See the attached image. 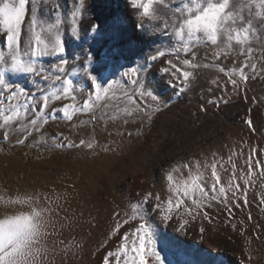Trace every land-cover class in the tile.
<instances>
[{
  "label": "snow or ice",
  "instance_id": "1",
  "mask_svg": "<svg viewBox=\"0 0 264 264\" xmlns=\"http://www.w3.org/2000/svg\"><path fill=\"white\" fill-rule=\"evenodd\" d=\"M131 3L140 10L141 20L146 19L152 25L153 31L170 32L179 45H173L170 51L157 49L147 60L173 57L162 61L167 66L159 70L169 76L170 83L178 80L182 85L181 92L190 88L202 69L216 70L225 77L223 88L219 76L209 83L224 91L225 96L209 99L207 103L219 107L231 99L227 95L229 84L233 94L244 92L248 99L249 82L264 80V0H181L175 7L172 6L175 0H131ZM30 4L32 0L0 2V33L3 34L0 36V130L5 141L15 135L16 143L24 144L33 133H43L45 126L57 119L55 113H61L69 122L80 115L90 117L91 123L106 117L115 120L117 117L109 116L107 110L115 106L114 101L122 100L135 105L132 110L124 109L126 115L142 112L151 122L167 107L151 90L147 78L141 75L147 72V63L128 68L123 73L128 79L117 81L105 73L107 53L98 63L92 50L83 58L68 59L73 53L67 51L70 41L64 38V33L76 40L83 39L80 18L85 0H74V8L67 15L60 12L57 0H35L29 15ZM45 8L48 12L42 14ZM100 27L93 24L91 31L99 35ZM141 27L145 25L141 23ZM77 60L83 66L88 89L82 103L78 96L84 88L74 79L80 75L75 66ZM228 61L231 65L226 63ZM24 80L30 81L35 92L23 85ZM214 88L208 91L212 92ZM146 98L156 102V107L138 102V99L142 102ZM57 102H61L59 108ZM245 123L250 131L256 130L247 114ZM65 141L58 142L57 146L94 148V142L84 139L79 145L66 138ZM262 152L264 149L259 146H251L245 156L244 145H241L239 150H231L226 159L212 153L211 159L174 166L166 174V199L158 193L148 192L140 201L130 203V211L124 213L126 218L121 219L119 212L114 213L117 217L112 229L114 233H119L121 227L130 222L138 221V224L123 233L118 248L105 256L103 264H165L166 259L167 264H175L162 256V252L171 255L172 249L178 246L172 240L161 238L151 212H156L163 222L179 217L182 221L180 231L185 229L189 219L197 216L210 219L209 209L214 202L223 205L232 217L234 208L249 206V186L254 184L252 177L257 173L264 177ZM241 157L244 158L238 168L237 160ZM226 164L230 165V171ZM181 168L187 170V177L183 176ZM174 173H181V176L176 178ZM223 174H228L226 183H222ZM66 199V192L0 196V204L13 209L10 214L0 217V264H56L57 258H67L72 248L60 237L61 230L70 225L60 222L59 216L64 210L60 201ZM150 202H154L151 209L148 207ZM258 206L264 207V195L260 196ZM247 218L252 219L251 213ZM112 257H115L114 261L110 259ZM252 259L249 252L247 260Z\"/></svg>",
  "mask_w": 264,
  "mask_h": 264
},
{
  "label": "rangeland",
  "instance_id": "2",
  "mask_svg": "<svg viewBox=\"0 0 264 264\" xmlns=\"http://www.w3.org/2000/svg\"><path fill=\"white\" fill-rule=\"evenodd\" d=\"M116 1L122 2V0ZM32 2L35 5V0ZM127 9L128 7L125 10L129 14ZM45 10L48 9L45 8ZM87 17L89 18L91 15ZM129 21L133 23V18L130 16ZM135 28V26L127 28V37L134 39ZM2 35L0 33V36ZM71 40L77 41L76 39ZM78 45L83 47L84 43L81 42ZM254 46L260 47V45ZM82 47L75 46L76 50H82L83 54L79 53L76 56L68 57V59L72 61L75 57L83 58L87 52L85 51L86 47L85 50ZM68 49L73 50L69 45ZM166 58L173 59L171 56H166ZM75 66L78 72H81L74 79L84 88V92L78 96V100L82 103L88 92L87 84L84 83L86 78L82 77L83 66L80 65L79 60L76 61ZM165 66L167 65L165 64ZM130 67H136V65ZM107 68L106 63L105 70ZM110 68L112 67L110 66ZM217 76L220 77V81L225 78L222 73L211 70L207 81L204 80L205 89L200 87L196 90L192 89L195 85L194 81L189 88L190 90L184 92L180 91L182 85L178 80H174L173 83L169 82L170 78L163 80L166 85L170 86L171 84L175 89L174 92H161L158 95L160 100L167 105L161 113H165L169 119L174 120L176 116L169 109L174 103L178 105V102L182 101L177 109H183V114L190 120V123H196L197 115L203 113L219 118V125L222 127L218 133L213 132L211 127L207 129L204 126L205 128L202 130L206 134L211 133L206 137L208 138L206 144H202L203 146L200 147L194 145L195 149L191 148L190 151L186 149L169 155L155 169V175H153L155 182H151L150 177H145V172L141 171L140 166L132 165L130 158L137 151L141 152L144 145H147L148 149L154 147V143L157 142L155 138L157 136L154 134H160V131L156 129L155 120L159 118L158 114L161 113L154 116L151 122L144 118L142 112H133L131 116H128L124 109L132 110L135 105L121 100L114 101L115 106L107 110L109 116L117 117L115 120L106 117L104 120L91 123L89 122L90 117L80 115L69 122L63 119L61 113H55L57 119L51 120L45 126L43 133H33L24 144L16 143L15 135L10 136L9 140L5 141L2 138V130H0V196L9 197L17 193L52 194L53 192H66L67 199L60 201L64 205V210L59 212V216L60 222L70 226L61 230L60 239L69 244L72 252L67 258H57L56 264H103L105 256L109 252H115L118 248L123 233L130 231L138 224V221L130 222L123 225L119 233H114L112 229L117 221L114 213L119 212L121 219L126 218L124 213L130 211V203L140 201L148 192L158 193L162 199L167 198V173L165 174L163 170L167 163L172 164L173 168L204 157L211 159L212 153H217L226 159L231 154V150H239L241 145H244L245 156L251 146H259L260 149H264V80L257 79L256 82H249L246 93L248 99L245 98L244 92L233 94L230 91L227 93L228 96H231L229 104H220L221 106L215 107L207 103L211 97L206 87L208 82ZM142 77H145L143 73ZM109 78L117 81L128 79L124 76H109ZM146 78L149 84L152 79ZM22 83L26 88L35 92L30 81L24 80ZM211 86L213 87V85ZM131 87L129 84L128 88ZM151 90L154 91L153 88ZM218 91L219 89L215 88L212 91L215 99L225 95ZM155 94L157 93L155 92ZM252 97L256 99L253 100ZM67 102L64 101V103ZM138 102L151 105L152 108L156 107V102L151 101L150 98H146L142 102L138 99ZM60 106L61 102H57L56 107L59 108ZM117 106L119 111H117ZM202 106L204 110H202ZM145 111L148 109L146 108ZM246 114L254 123L256 129L254 132L250 131L245 123ZM81 121H85V123L81 124ZM198 126L199 124L196 126L197 129ZM65 138L77 145L81 139L92 141L94 148L58 147L57 143H65ZM150 138L155 141L153 142ZM44 146L49 147V149L43 150ZM149 156V163L151 164L155 159H153L151 152H149ZM243 158L237 160L238 168ZM261 158L264 159V152L261 153ZM226 167H229L230 171V165L226 164ZM181 173L187 177V170L181 168ZM181 173H174V177L179 178ZM227 175H222V183H226ZM252 180L254 184L249 186L248 191L249 206L242 205L239 209L234 208L232 217L228 215L223 205H216L214 202L213 207L209 209L210 219H204L200 216L189 219L185 229L180 231L179 223L182 221L179 217L163 222L156 212H151L152 220L158 226L161 238L172 240L178 246L172 249L173 254L169 255L162 252V256H167L175 264H210L212 257L216 255L211 253L210 247L215 245L229 257L235 259L236 255L243 251L245 235L252 224L251 230L248 231L252 232L253 239H257L256 250L259 252L255 257L258 256L259 263L264 264V207L258 206L260 196L264 195V187H262L264 177H260L257 173L252 177ZM53 199H55L54 196ZM153 203H149V209L152 208ZM186 203L188 202L186 201ZM12 211L13 209L0 204V217L6 213L10 214ZM249 213L252 216L251 220L247 218ZM201 228L204 229L203 232H201ZM72 241L75 243H70ZM77 244L79 247H76ZM110 259L114 261L115 257ZM165 264H167V259Z\"/></svg>",
  "mask_w": 264,
  "mask_h": 264
},
{
  "label": "bare ground",
  "instance_id": "3",
  "mask_svg": "<svg viewBox=\"0 0 264 264\" xmlns=\"http://www.w3.org/2000/svg\"><path fill=\"white\" fill-rule=\"evenodd\" d=\"M0 2H2V0H0ZM57 2L60 5V12L63 13L64 15L70 13V11L74 8V0H69L68 2L67 0H57ZM180 2L181 0H175V3L172 6L175 7ZM33 5H34L33 2L32 5L31 4L28 5L29 15H30V9L35 6ZM154 6L158 7V5H154ZM126 7H128L127 10H129L130 15L127 14L125 10ZM139 11L140 10L132 6L131 0H122V2H118L116 0H113L112 2L110 0H86L84 12L82 17L80 18L81 36L83 37V39L77 41L73 40L74 43H72L71 39H75V38L71 37L69 33L65 32L64 38L70 41L68 45L70 48H73V50L68 49L67 51L73 53V55L71 56H76L79 53L83 54L82 50L79 51L76 50L75 48L76 45L81 44L82 42V44L84 43L83 50H85L86 47L85 50L86 52L89 50L94 51L97 63L99 62L101 56L107 53L108 55L105 63H107L108 68L104 70L105 73L110 77L112 76L122 77L124 71L127 70L131 65L132 66L136 65L137 67L138 65L147 63L148 70L147 72H142V73L145 75V77L152 79V81L150 80L149 85L151 86V88L154 89L157 95H160L161 92L164 93L170 91L174 92L175 88L172 87L171 84L169 86L163 82V80L168 79L169 76L162 73L159 70L162 67H166L165 64L162 63V61L167 60V58L162 57L161 60L159 61H150L147 60V57L153 54L157 49H164L170 51L173 45H175L176 47H179V45L175 43V38L171 36L170 32L153 31L152 25L149 24V22L146 19L143 21L141 20ZM47 12L48 10L42 9V14ZM88 15H91V17L88 18L87 17ZM129 16L133 18V23L129 21ZM25 23L26 24L28 23L27 17ZM141 23L145 25L144 28L141 27ZM93 24L101 26L99 35L91 31L90 28ZM129 26L136 27L134 29L136 30L134 39L129 38V36L127 37ZM64 27L66 28L68 27V25H65ZM88 28L89 30H87ZM48 59L51 60L52 58H48ZM217 63L220 62L217 61ZM226 63L228 65H231V61H228ZM110 66L113 69L110 68ZM210 74H211V70L202 69L200 71V75L198 79L195 80L194 83L195 85L192 89L196 90L198 89V87L205 89L206 86L205 81H207L206 79L209 78ZM82 77L86 78L83 75ZM224 79L221 80V89L223 88ZM208 84L206 90L214 87V86L212 87L209 82ZM221 89H219L218 92L219 93L222 92L223 94H225V92L222 91ZM230 91H231V85L229 84L227 93H230ZM209 94L211 99H215V96L212 95L213 94L212 92H209ZM181 103L182 101L178 102V105L177 103H174L169 109L170 112L172 114H175L176 116L174 120L169 119V117L165 113L158 114L159 118L155 120V124L157 125L156 129L160 131V134L159 135L156 133L154 134V136L155 135L157 136L155 137L157 142L154 143L153 145L154 147L152 149L149 148L150 149L149 150L147 148L148 146L146 145L147 146L146 147L144 145V147H142L143 150L141 152L137 151V153L132 155L133 157L130 158L131 159L130 163L134 166L135 165H138V167L140 166L141 171L145 172L144 173L145 177L147 178L150 177L149 180L151 182L154 181L153 175H155L154 174L155 169L161 164L162 161H165V159H167L169 155H174L186 149L187 151H190L191 148H194V145L196 146L199 145L200 147L202 144L203 145L206 144L207 142L206 140L208 139L206 137H208V134L210 135L211 133L206 134V132L202 130L203 128L206 127L208 129V127H211V130L213 132L220 133L219 130L221 129L220 127L222 126L219 125V121H218L219 118L217 119L213 115H204L203 113H201L197 115V117L195 118L196 123L199 124L198 126L199 128L197 129L196 128L197 124L190 123V120H188L187 117H185V115L183 114L184 113L183 109L182 110L177 109ZM219 117L221 118V115ZM200 138L202 140H199ZM150 140H153V142L155 141L153 138L152 139L150 138ZM222 141L224 142V140ZM147 144L149 143L147 142ZM219 144L221 146V143ZM149 152H151V154L154 157L153 159H155V161L151 164L149 163L150 160ZM205 158L206 157L200 160H204ZM171 169H172V164L167 163V166H165L163 170L166 174ZM250 228H252V224L247 229V233L245 235L246 240L243 245V251L240 254L236 255L235 259L225 254V252H223V250L218 246L211 245L210 251H212L211 253H214L216 255L212 257V263L210 264H260L258 260V256L255 257L256 254L259 252L256 250L257 239L252 238L251 235L252 232L248 231ZM249 252L253 257L251 261L247 260V255Z\"/></svg>",
  "mask_w": 264,
  "mask_h": 264
},
{
  "label": "trees",
  "instance_id": "4",
  "mask_svg": "<svg viewBox=\"0 0 264 264\" xmlns=\"http://www.w3.org/2000/svg\"><path fill=\"white\" fill-rule=\"evenodd\" d=\"M42 149H43V150H44V149L47 150V149H49V147L44 146Z\"/></svg>",
  "mask_w": 264,
  "mask_h": 264
}]
</instances>
